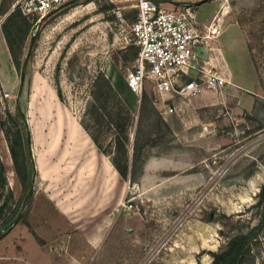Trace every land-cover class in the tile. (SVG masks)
<instances>
[{
  "label": "rangeland",
  "instance_id": "1",
  "mask_svg": "<svg viewBox=\"0 0 264 264\" xmlns=\"http://www.w3.org/2000/svg\"><path fill=\"white\" fill-rule=\"evenodd\" d=\"M153 1L173 6L168 0ZM172 1L193 5L198 21L213 24L218 33L209 46L219 45L225 59L248 77L255 71L257 83L245 91L224 82L215 92L200 83L198 95L187 101L174 98L180 105L174 115L181 122L177 137L153 104L151 83L145 82L141 98L126 83L138 55L131 33L137 0H78L43 18L24 15L14 6L17 0H4L0 229L13 218L27 191L14 170L12 151L27 160L30 180L32 176L26 146L18 137L19 132L24 137L25 130L15 96L33 34L19 103L27 113L36 174L33 193L17 222L21 237L31 235L33 246L23 249L11 227L0 239V264L46 262L39 246L51 245L50 239L38 243L27 222L37 221L33 212L45 208L42 197L51 188L49 180L61 178V160L54 159L51 145L67 121L91 134L126 175L121 205L108 218L98 247L70 249L78 264H202L203 258L211 264L212 253L223 251L233 236L263 220L264 205L258 204L257 195L264 184V0ZM3 28L11 34L17 64ZM190 75L194 78V72ZM174 102L169 104L176 106ZM250 235L240 264H264V226Z\"/></svg>",
  "mask_w": 264,
  "mask_h": 264
},
{
  "label": "crops",
  "instance_id": "2",
  "mask_svg": "<svg viewBox=\"0 0 264 264\" xmlns=\"http://www.w3.org/2000/svg\"><path fill=\"white\" fill-rule=\"evenodd\" d=\"M1 2L2 0L0 4ZM203 51L202 57L198 59V68L201 71L213 69L226 82L245 91L257 87L255 71L252 77H248L244 70L225 59L219 45L207 46ZM123 96V101L128 105L127 93ZM174 101L175 99L172 100ZM179 106L176 105V108ZM158 111L173 136H179L181 122L174 116L177 109L175 113ZM70 124L73 133H70ZM62 128L63 133H54L51 145L52 151L56 153L54 159L61 160V178L58 181H54L53 178L49 180L52 183L47 186L51 188L42 197L46 202L45 208L33 212L39 217L37 221L30 219L27 222V225L36 231L38 243L42 245V241L50 239L51 245L46 244L44 248L39 246L45 264H78L77 256L76 258L72 256L70 249H78L81 245L88 249L98 247L102 230L108 224V218L113 214V210L121 205L126 190L125 179L112 164L110 156L97 148L91 134L77 122L67 121L62 124ZM12 228L14 234H18V242L23 249L33 246L34 240L31 235L22 238V229L17 223ZM45 247L51 252L46 253ZM54 251L61 253L54 254Z\"/></svg>",
  "mask_w": 264,
  "mask_h": 264
},
{
  "label": "built area",
  "instance_id": "3",
  "mask_svg": "<svg viewBox=\"0 0 264 264\" xmlns=\"http://www.w3.org/2000/svg\"><path fill=\"white\" fill-rule=\"evenodd\" d=\"M69 0H17L24 15L42 18ZM170 3V2H169ZM172 4V3H170ZM167 7L153 0H137L136 18L131 25L138 55L126 76L128 89L141 98L146 81L151 83L157 110L175 113L174 98L187 101L201 92L200 83L217 90L226 82L213 69L201 71L198 59L218 33L213 24L198 21L193 5L185 2ZM191 72L202 75H190ZM129 202V201H127ZM131 208V204L122 203Z\"/></svg>",
  "mask_w": 264,
  "mask_h": 264
},
{
  "label": "trees",
  "instance_id": "4",
  "mask_svg": "<svg viewBox=\"0 0 264 264\" xmlns=\"http://www.w3.org/2000/svg\"><path fill=\"white\" fill-rule=\"evenodd\" d=\"M3 2H4V0H2V2L0 4V10L2 9ZM12 14H13V12L9 15V17H11ZM3 35H4V38L6 40L10 55H11L12 59L14 60V62L17 64L16 59H15V49L13 47V41L11 38V34L8 33L5 30V28H3ZM252 58L254 60L253 55H252ZM252 62L254 65L255 62L254 61H252ZM57 96L60 100L62 99V93H61L60 88H57ZM17 115H18V117L20 116L19 111L17 112ZM21 125H22L23 130H25L23 122L21 123ZM165 125H166V123H165ZM18 137L20 139V143L22 142V145L24 144V146H26V150H27L26 135L23 137V135H21V133L19 132ZM92 138H93V136H92ZM93 140H94V143L96 144L97 148L101 151L100 145L97 143V141L94 138H93ZM101 152L103 154L109 156L107 153H105L103 151H101ZM12 157H13V164H14V170L16 172V175H17L18 179L20 180L21 185L25 189L26 188L28 189V186L30 184V178H29L30 176H29V169H28L29 167L27 164V160L25 158H23L22 160H19L17 154H15L13 151H12ZM143 157H144V159H146L147 155H144ZM110 160H111L112 164L114 165V167L118 170V172L122 176V178L125 179L126 175H124V173L118 168L116 161L114 159H111V157H110ZM257 198H258V204L264 205V184L261 186L260 191L257 195ZM17 211L18 210H16V211L14 210L13 217L15 216ZM263 226H264V218L256 227H254L248 231L238 233L235 236H233L232 239L229 241L226 249H224L223 251H220L218 253H212L211 264H240V262L243 260L244 256L247 254L248 245H249V241L251 238L250 234L255 229H261Z\"/></svg>",
  "mask_w": 264,
  "mask_h": 264
},
{
  "label": "water",
  "instance_id": "5",
  "mask_svg": "<svg viewBox=\"0 0 264 264\" xmlns=\"http://www.w3.org/2000/svg\"><path fill=\"white\" fill-rule=\"evenodd\" d=\"M75 1H78V0H69V1L65 2L64 4H62L61 6H59L58 8L52 10L50 13L55 12L56 10H59V9L65 7V6L71 4V3L75 2ZM168 1L170 3H172V4H174V5H180V4L185 3V2H178V1H172V0H168ZM203 1H207V0H202V2ZM34 42H35V34H33L31 36V38H30L26 54H25L24 59L22 61L20 74H19V84H18V89H17L16 96H15V105H16L19 113H20V116H21V119H22V122H23V125H24V129H25L26 144H27V154H28V157H29V160H30V165H31V169H32V176H31V180H30V184L28 186V189H27V191H26V193H25V195H24V197H23V199L21 201V204H20V207H19L17 213L9 221L8 224H6L5 226H3L0 229V239L4 236V234L6 232H8L10 230L11 227H13V225H15L19 221V219H20V217H21V215H22V213L24 211V208H25L28 200L30 199V197H31V195L33 193V189H34L36 168H35V165H34V159H33V155H32L31 143H30V131H29V128H28L27 113L22 111V109L20 107V103H19L20 96L22 94L23 86H24V82H25L27 64H28V61H29V57H30L31 50H32Z\"/></svg>",
  "mask_w": 264,
  "mask_h": 264
},
{
  "label": "bare ground",
  "instance_id": "6",
  "mask_svg": "<svg viewBox=\"0 0 264 264\" xmlns=\"http://www.w3.org/2000/svg\"><path fill=\"white\" fill-rule=\"evenodd\" d=\"M70 133H73V127L70 124ZM206 245V244H205ZM206 248V247H205ZM211 249V248H210ZM206 256V255H205ZM202 264H208V260L206 258H203V263Z\"/></svg>",
  "mask_w": 264,
  "mask_h": 264
}]
</instances>
